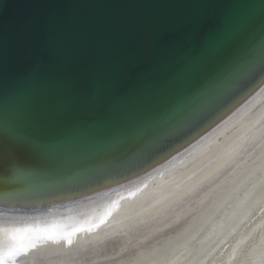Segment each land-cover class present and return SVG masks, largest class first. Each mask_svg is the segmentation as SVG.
<instances>
[{
  "label": "water",
  "instance_id": "obj_1",
  "mask_svg": "<svg viewBox=\"0 0 264 264\" xmlns=\"http://www.w3.org/2000/svg\"><path fill=\"white\" fill-rule=\"evenodd\" d=\"M261 17L264 0H0V141L16 148L0 194L152 150L210 113L245 87L253 49L264 63V33L233 43ZM226 21L232 39L210 47ZM21 104L43 115L13 131Z\"/></svg>",
  "mask_w": 264,
  "mask_h": 264
},
{
  "label": "bare ground",
  "instance_id": "obj_2",
  "mask_svg": "<svg viewBox=\"0 0 264 264\" xmlns=\"http://www.w3.org/2000/svg\"><path fill=\"white\" fill-rule=\"evenodd\" d=\"M244 82L152 150L0 194V254L19 250L14 264H264V74Z\"/></svg>",
  "mask_w": 264,
  "mask_h": 264
},
{
  "label": "snow or ice",
  "instance_id": "obj_3",
  "mask_svg": "<svg viewBox=\"0 0 264 264\" xmlns=\"http://www.w3.org/2000/svg\"><path fill=\"white\" fill-rule=\"evenodd\" d=\"M234 23L226 21L218 32L213 33L208 38L209 46H216L224 43L225 41L232 39V31ZM264 33V17L257 20H252L248 23L247 30L242 32L238 40H234L235 46L248 45L251 43V36L255 33ZM253 55L246 61L244 68V77L251 82L255 77L260 74H264V63H258V55L253 49ZM28 98V97H25ZM227 101V97L224 98V102ZM43 115L42 111L37 107L35 111H32L29 106L21 104L18 106L14 113V123L12 125L13 131H18L23 128L25 123L33 118H40ZM3 123H0L2 125ZM16 155L15 146H8L5 148L2 141H0V168H3L7 161H10ZM17 249L9 248L0 254V264H14V260L18 255Z\"/></svg>",
  "mask_w": 264,
  "mask_h": 264
}]
</instances>
